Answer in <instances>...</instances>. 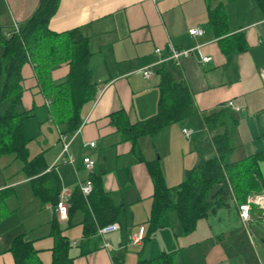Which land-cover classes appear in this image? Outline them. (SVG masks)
I'll use <instances>...</instances> for the list:
<instances>
[{
  "label": "crops",
  "instance_id": "crops-1",
  "mask_svg": "<svg viewBox=\"0 0 264 264\" xmlns=\"http://www.w3.org/2000/svg\"><path fill=\"white\" fill-rule=\"evenodd\" d=\"M39 4L40 0H0L4 33L20 28ZM212 15L219 17V24L211 22ZM49 28L54 33L79 29L88 38L96 95L83 107L78 130L68 133L39 83L34 64H26L19 109L34 112L24 122L31 156L43 153L48 171L55 169L69 200L81 182L92 180L95 185V179L111 205L120 210L119 230L103 237L98 231L86 234L83 209L71 208L67 218L58 215L74 264H138L178 250L176 264H191L188 257L200 258L201 264H264L256 245V238L264 243L261 212L252 209L249 230L240 220V204L233 200L200 221L192 234H184L177 212L170 210V225L156 231L153 240L131 242L142 227L146 230L151 213L155 188L148 163L158 162L167 186L173 188L184 181L187 170L217 155L213 137L222 129L209 128L207 116L227 114L222 121L230 128V143L236 149L228 162L264 151V12L257 0H60ZM193 28L203 29L204 34L192 37ZM171 46L194 50L180 65L159 63L156 49L168 56ZM203 57L211 59L203 62ZM147 67L153 71L149 79L139 73ZM162 70L185 82L196 113L163 128L155 138L145 134L135 142L127 140L123 126L157 114ZM69 72V62L56 67L53 83L66 81ZM230 101L241 110L229 108ZM184 129L193 130V136L187 138ZM62 135L71 142L74 166L58 162ZM92 142L94 147L89 145ZM84 157L96 161L93 172L84 168ZM23 169L15 155L0 157V191H13L0 219V264H16L10 247L18 236L33 244L43 264H50L54 208L34 194ZM262 190L264 161L260 189L253 192Z\"/></svg>",
  "mask_w": 264,
  "mask_h": 264
},
{
  "label": "trees",
  "instance_id": "trees-1",
  "mask_svg": "<svg viewBox=\"0 0 264 264\" xmlns=\"http://www.w3.org/2000/svg\"><path fill=\"white\" fill-rule=\"evenodd\" d=\"M264 12V0H257ZM60 0H40L34 15L20 26L10 37L4 35L0 25V157L15 155L24 164V173L30 179L34 194L44 204L54 208L52 236L54 239L53 259L50 264H74L70 256L71 243L59 225L57 205L62 194V184L55 169L48 171L42 154L31 156L24 122L34 117L33 110L20 111L24 93L23 68L32 63L39 83L48 97L52 98L54 112L61 122L67 124L68 133H74L82 124L83 107L96 95L89 66L90 51L88 38L79 29L64 33H54L49 24L59 8ZM211 22L219 24L217 15ZM69 62L70 72L63 83L55 85L53 70ZM160 97L155 116L134 126H123L127 140L150 134L153 138L165 127L192 117L196 111L189 89L183 80H177L172 73L161 71ZM225 111L205 118L209 128L219 129L214 137L217 155L206 160L201 166L187 170L184 181L173 188L167 186L158 162L148 163L153 181V202L147 228L142 242L148 244L153 234L170 225L168 212L175 210L184 234L197 230L200 221L230 206L235 197L244 204L248 196L260 189V163L264 161V151L240 162L230 163L228 158L236 150L230 143V128L222 120ZM94 191L86 200L80 189H76L69 210L83 209L86 213V234L96 233L100 227L121 223L120 210H116L101 183L95 180ZM13 194L11 189L0 191V219L6 210V201ZM10 251L16 264H43L38 251L24 236H18L11 244ZM180 252H166L151 260H140L138 264H176Z\"/></svg>",
  "mask_w": 264,
  "mask_h": 264
},
{
  "label": "built area",
  "instance_id": "built-area-1",
  "mask_svg": "<svg viewBox=\"0 0 264 264\" xmlns=\"http://www.w3.org/2000/svg\"><path fill=\"white\" fill-rule=\"evenodd\" d=\"M18 31H19V28L16 27L12 31L5 32L4 35L6 37H10L13 32H18ZM189 34L192 37L202 36L204 34V30L201 28H193V29H190ZM193 50L194 49H178L176 47L171 46L170 47V53L168 56H163L162 49H160V48L156 49V53L160 57L159 63H164L166 61H173L176 64L180 65L181 60L183 58L190 57ZM210 59L211 58H209V57H203L202 61L203 62H209ZM139 73L142 74L147 79L151 78L153 75V71L151 70L150 67L142 69L141 71H139ZM261 76L264 79V70L261 72ZM227 106L229 108L235 110V111L241 110V108L234 101H230ZM183 131H184V134L186 135L187 138H190L194 134L193 130H191V129H184ZM61 139L64 142V147H63V153H62L58 162H64V163H67V164L74 166L75 160H74L73 156H71L69 154V148H70L71 142H69V141L67 142L66 135H62ZM89 145L91 147H94L95 143L92 142ZM82 162H83L84 168L87 171L93 172V170L96 166L95 160H93L90 157H84ZM78 188L80 189L84 198L87 200L94 191V183L92 180H88L86 182H81L79 184ZM233 202L235 204H237V199L235 197L233 198ZM253 208H256L257 210H259L261 212V217H262V220L264 221V190L259 191V192H252L248 196L247 201L244 204L239 205L240 220L246 228L252 220L251 211ZM57 213H58L60 218H67L68 217L69 197L65 192H62V194L60 196V200H59L58 205H57ZM117 230H119V225L118 224H112V225H107L105 227H100L98 230V233H99V235H101L103 237V236H105L111 232L117 231ZM144 234H145V227H142L140 229L138 235L132 238L131 242L133 244L141 243L142 239L144 237ZM104 246L109 247V243L105 242Z\"/></svg>",
  "mask_w": 264,
  "mask_h": 264
},
{
  "label": "rangeland",
  "instance_id": "rangeland-1",
  "mask_svg": "<svg viewBox=\"0 0 264 264\" xmlns=\"http://www.w3.org/2000/svg\"><path fill=\"white\" fill-rule=\"evenodd\" d=\"M175 211V210H174ZM250 224V223H249ZM249 224H248V229L249 230H251L250 228L251 227H249ZM259 228H261V232L264 234V222L263 221H261L260 222V226H259ZM256 245H257V247H258V249H259V252L263 255V257H264V243H262L261 242V240L260 239H258V238H256ZM189 259H188V262H190L191 264H201V262H202V260L200 259V258H190V257H188ZM204 264V263H203Z\"/></svg>",
  "mask_w": 264,
  "mask_h": 264
}]
</instances>
